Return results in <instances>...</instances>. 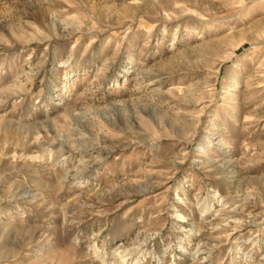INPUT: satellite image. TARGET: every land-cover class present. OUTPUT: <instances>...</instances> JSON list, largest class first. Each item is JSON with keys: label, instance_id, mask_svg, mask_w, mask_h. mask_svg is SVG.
Segmentation results:
<instances>
[{"label": "rangeland", "instance_id": "1", "mask_svg": "<svg viewBox=\"0 0 264 264\" xmlns=\"http://www.w3.org/2000/svg\"><path fill=\"white\" fill-rule=\"evenodd\" d=\"M0 264H264V0H0Z\"/></svg>", "mask_w": 264, "mask_h": 264}, {"label": "bare ground", "instance_id": "2", "mask_svg": "<svg viewBox=\"0 0 264 264\" xmlns=\"http://www.w3.org/2000/svg\"><path fill=\"white\" fill-rule=\"evenodd\" d=\"M39 157H40V156H39ZM214 197H218V196H217V195H215ZM220 198H221L220 200L222 201V200H225L227 197H225V196L223 197V196H222V197H220ZM235 198H236V197H235ZM226 200H227V199H226ZM139 245H140V244H139ZM125 249H126V248H125ZM127 251H128V250H127ZM122 252H123V251H122ZM131 252H132V251H131ZM127 253L129 254V253H130V251L126 252V254H127ZM122 256H123V257H125V255H124V254H122ZM124 259L126 260V258H124ZM125 260H124V261H125Z\"/></svg>", "mask_w": 264, "mask_h": 264}]
</instances>
